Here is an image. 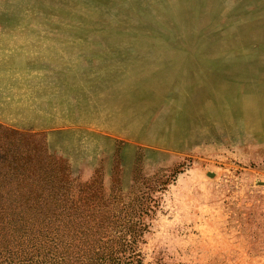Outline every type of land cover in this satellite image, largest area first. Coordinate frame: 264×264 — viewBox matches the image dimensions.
<instances>
[{
	"label": "rangeland",
	"instance_id": "1",
	"mask_svg": "<svg viewBox=\"0 0 264 264\" xmlns=\"http://www.w3.org/2000/svg\"><path fill=\"white\" fill-rule=\"evenodd\" d=\"M0 32L74 37L10 48L0 125L132 205L139 264H264V0H0Z\"/></svg>",
	"mask_w": 264,
	"mask_h": 264
},
{
	"label": "trees",
	"instance_id": "2",
	"mask_svg": "<svg viewBox=\"0 0 264 264\" xmlns=\"http://www.w3.org/2000/svg\"><path fill=\"white\" fill-rule=\"evenodd\" d=\"M41 134L0 125V264H139L138 230L124 226L132 205L76 183Z\"/></svg>",
	"mask_w": 264,
	"mask_h": 264
},
{
	"label": "crops",
	"instance_id": "3",
	"mask_svg": "<svg viewBox=\"0 0 264 264\" xmlns=\"http://www.w3.org/2000/svg\"><path fill=\"white\" fill-rule=\"evenodd\" d=\"M8 33V32H0V69H3V65H5L7 62L10 63V58L8 51L13 45H16L18 47L24 48L26 51L34 52L35 50L37 52V63L41 65L40 70H58L59 67L57 64H61V69H66V64L68 63V49L69 43L66 41V39L74 38L73 36L69 37L68 35L59 36V34L55 32H39L34 34V36H15V34ZM11 38H24L28 41L24 42H18V43H12L8 41L7 39ZM73 49V47H71ZM13 62V60H11ZM25 61H30L29 58H27ZM8 102L0 101V118H6L5 110L7 109L5 105H7ZM12 103V102H10ZM28 100L26 99L24 102H20L14 107H12V112H17L18 107L21 106L22 110H27L28 107ZM2 105V106H1ZM12 115V114H11ZM9 116V115H8ZM15 117H18V115H12ZM27 118L28 116H25Z\"/></svg>",
	"mask_w": 264,
	"mask_h": 264
}]
</instances>
